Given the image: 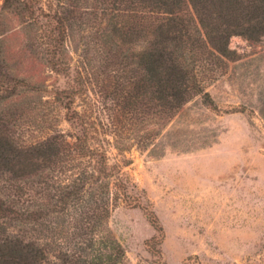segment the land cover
<instances>
[{
    "label": "trees",
    "instance_id": "16d2710c",
    "mask_svg": "<svg viewBox=\"0 0 264 264\" xmlns=\"http://www.w3.org/2000/svg\"><path fill=\"white\" fill-rule=\"evenodd\" d=\"M234 35L264 37V0H2L0 264H129L108 224L128 197L125 154L156 148L187 102L210 99L200 73L231 59ZM13 36L49 75L69 74L67 42L79 37L88 83L94 67L109 82L101 91L120 117L109 133L124 160L109 163L106 133L74 107V90L19 71ZM58 105L80 134L59 128ZM154 218L147 246L162 239Z\"/></svg>",
    "mask_w": 264,
    "mask_h": 264
},
{
    "label": "rangeland",
    "instance_id": "374dc122",
    "mask_svg": "<svg viewBox=\"0 0 264 264\" xmlns=\"http://www.w3.org/2000/svg\"><path fill=\"white\" fill-rule=\"evenodd\" d=\"M20 41L13 36L7 43L19 71L40 74L48 91L74 90V107L106 133L109 163L124 160L109 133L120 118L101 91L109 82L94 67L88 83V55L79 37L67 42L69 74L59 75L26 59ZM229 48L231 59L205 64L200 73L210 99L197 95L187 102L156 148L133 147L125 154L131 162L124 167L128 197L108 224L129 264H264V37L234 35ZM57 113L63 132L81 133L65 120L61 105ZM153 216L162 239L147 246L159 237Z\"/></svg>",
    "mask_w": 264,
    "mask_h": 264
}]
</instances>
